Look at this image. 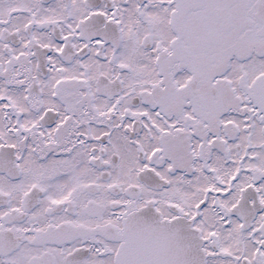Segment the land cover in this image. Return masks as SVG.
Instances as JSON below:
<instances>
[{"label":"snow or ice","instance_id":"1","mask_svg":"<svg viewBox=\"0 0 264 264\" xmlns=\"http://www.w3.org/2000/svg\"><path fill=\"white\" fill-rule=\"evenodd\" d=\"M0 264H264V0H0Z\"/></svg>","mask_w":264,"mask_h":264}]
</instances>
